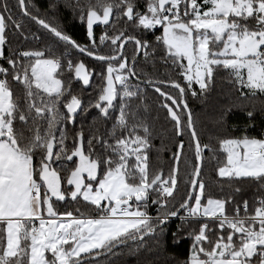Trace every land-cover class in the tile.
<instances>
[{"label": "snow or ice", "instance_id": "obj_1", "mask_svg": "<svg viewBox=\"0 0 264 264\" xmlns=\"http://www.w3.org/2000/svg\"><path fill=\"white\" fill-rule=\"evenodd\" d=\"M16 5L66 47L63 52L48 46L5 57L7 32L12 27L20 31L22 23L13 18L8 0H0V60L8 65H0V264H100L129 242L144 247L147 238L162 233L176 217L183 224L199 222L188 233L192 244L182 264H264V195L251 205L248 199L238 203L233 194L207 192L201 176L208 151L219 180H228L230 188L232 181L251 180L264 192V135L257 138L245 130L219 139V149L201 144L186 100L188 93H207L221 69L238 89L264 94V0H143L142 8L138 0H75L69 6L86 20L90 46L42 18L39 9L30 12V0H16ZM56 7L50 4L49 10ZM121 20L124 27L114 35L105 31L98 44L94 25L115 29ZM129 25L134 32L160 28L155 39L164 47L162 60L179 69L181 79L147 80L163 97L176 136L185 131L191 136L193 160L184 157L181 140L167 175L150 170L152 129L140 113L143 90L131 83L137 76L136 57L130 61L124 51L132 43L136 55L147 59L155 49L129 34ZM105 44L111 45L110 55L99 52ZM68 48L106 64L103 85L87 109L72 84L89 87L93 71L82 60L74 62ZM14 83L22 87V95L16 94ZM91 108L105 120L117 113L111 129L86 133L81 126L70 135L67 126ZM182 159L188 169L187 191L174 202ZM223 187L219 185L221 193ZM68 199L82 200L93 211H58L56 204ZM149 202L157 206L155 216L148 212Z\"/></svg>", "mask_w": 264, "mask_h": 264}, {"label": "trees", "instance_id": "obj_2", "mask_svg": "<svg viewBox=\"0 0 264 264\" xmlns=\"http://www.w3.org/2000/svg\"><path fill=\"white\" fill-rule=\"evenodd\" d=\"M28 2V0H26ZM140 7H143V0H138ZM199 2V0H198ZM30 12L35 14V9H39V15L52 22L55 26L61 28L72 39L80 44L89 45L90 42L87 36L86 20L81 21L80 13L74 10L69 5H74L75 0H30ZM56 3L57 7L54 10H49V5ZM81 4L85 0H80ZM9 7L12 11L13 18L22 23V29L17 31L14 27L7 32L8 42L5 45V57L15 56L16 53L23 50H38L48 46L54 47L58 52L65 50L63 42L58 41L49 31L43 29L29 17L24 16L16 5V0H8ZM124 27V21L121 20L117 27L111 28L102 24L94 25V36L99 44V37L105 31L109 35H114L119 28ZM129 34H135L141 39L147 40L155 49L154 54L149 58H145L141 53L136 55L135 68L136 77L131 78L133 85H139L143 90V107L140 109L142 116L147 118V122L152 129V148L149 152L150 170L155 172L163 170L167 175L173 167V154L177 150L178 143L183 140L185 143L184 157L193 160V151L189 147L192 143L190 134L185 131L183 136L177 137L174 130V122L170 119L167 110L162 106L164 103L163 97L153 90V86L147 83L148 79L152 80H168L181 79L178 76L179 69L173 70L170 66H166L162 60L164 49L162 45L156 42V36L161 34V29L157 28L154 31H136L134 32L129 25ZM28 36V39L24 37ZM33 36L38 37L34 39ZM70 58L75 61H83L87 68L93 71L92 81L89 87H82L80 82H73L72 92L83 98L84 108H88L89 102H94L98 96V88L102 87L103 81L101 73H104L105 62L95 60L88 57L75 49L68 48ZM125 55L131 60L135 46L128 43L125 47ZM101 54L110 55L111 45L105 44L99 47ZM0 65L8 67L6 59L0 60ZM170 73L166 75L165 73ZM66 74L64 79H69ZM182 82V81H181ZM162 87V90L169 92L173 96L178 93L170 87ZM17 95H22L23 89L18 84H13ZM193 88L199 93L197 85ZM241 91L245 95H241ZM66 100L69 97L65 98ZM187 103L192 112L195 128L197 130L201 144H211L214 148L219 149L218 140L225 137L241 136L245 130L250 136L257 138L262 137L264 132V94L252 96L247 89H238L233 83L228 80V73L224 70H218L214 77V83L211 89L204 95L198 94L192 96L188 93L186 96ZM118 103V102H117ZM134 104H141L140 100L133 101ZM146 108V111H145ZM248 112H252L253 116L249 117ZM117 113H112V118L105 120L102 118L97 109L91 108L88 111H80L76 116L75 124L67 126L68 132L74 134L81 126L87 133L89 129H99L104 132L106 129H111L112 123ZM183 115V114H182ZM186 119V117H184ZM71 147V144H69ZM223 154L220 155L222 160ZM73 165H68L71 168ZM180 182L178 191L175 194V201L178 202L186 194L187 185L184 183V178L187 175L183 159L179 165ZM217 163L212 158V153L204 152V161L201 176L206 183V191L220 196L222 194H233L236 201L242 202L244 199L250 201V205L256 196L264 195V192L258 191V184L251 180L232 181V187H229L228 180H219L216 175ZM67 175V173H63ZM223 185V193H221L219 185ZM240 188V193H233V188ZM58 211L67 210L74 211L80 208L81 211L91 212L93 209L82 200L72 201L68 199L64 202L56 204ZM232 205L228 206V211L232 212ZM251 210V208H250ZM149 214L155 216L157 214V206L151 205L149 202ZM178 226L179 230H178ZM199 222H191L183 224L179 217L171 218L165 225L162 233L147 238L144 247L137 248L134 242H129L127 245L121 246L116 250V255L108 256L102 260L100 264H182L189 255V249L192 244V239L188 235L192 229H198ZM173 233L176 236H173ZM179 240L176 243L175 240Z\"/></svg>", "mask_w": 264, "mask_h": 264}, {"label": "water", "instance_id": "obj_3", "mask_svg": "<svg viewBox=\"0 0 264 264\" xmlns=\"http://www.w3.org/2000/svg\"><path fill=\"white\" fill-rule=\"evenodd\" d=\"M84 55H85V54H84ZM134 55H135V57H136V53H135V52H134L133 56H134ZM86 56H87V55H86ZM133 56H132V57H133ZM131 59H132V58H131ZM130 61H131V60H130Z\"/></svg>", "mask_w": 264, "mask_h": 264}, {"label": "built area", "instance_id": "obj_4", "mask_svg": "<svg viewBox=\"0 0 264 264\" xmlns=\"http://www.w3.org/2000/svg\"><path fill=\"white\" fill-rule=\"evenodd\" d=\"M262 135H264V132L262 133Z\"/></svg>", "mask_w": 264, "mask_h": 264}, {"label": "rangeland", "instance_id": "obj_5", "mask_svg": "<svg viewBox=\"0 0 264 264\" xmlns=\"http://www.w3.org/2000/svg\"><path fill=\"white\" fill-rule=\"evenodd\" d=\"M162 31V30H161ZM162 48L164 49V47L162 46Z\"/></svg>", "mask_w": 264, "mask_h": 264}]
</instances>
